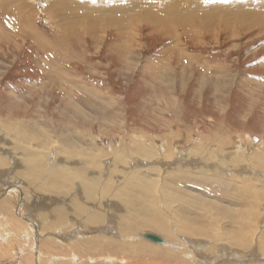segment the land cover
<instances>
[{"label": "rangeland", "instance_id": "1", "mask_svg": "<svg viewBox=\"0 0 264 264\" xmlns=\"http://www.w3.org/2000/svg\"><path fill=\"white\" fill-rule=\"evenodd\" d=\"M99 1L107 2L12 0L8 11L10 16L6 10L0 11V148L12 155L8 167H0V178L9 170L15 174L12 181L0 179V189L3 188L0 201L9 198V192L12 191L14 198L18 200L20 197L18 202L21 201V204L17 203L13 208L9 204V211L13 212L11 214L7 210H0V264H127L131 261H109L103 256L95 261L94 257L102 252L95 241L89 242L93 256L81 257L76 252L81 245L71 249V244L59 234H63L62 228L47 229V223L37 219L38 212L43 211H38L34 205L47 202L48 206L54 203L53 206H57L58 202H51L63 195L62 193L58 196L62 190L55 196H50L40 194L34 185H29L28 178L17 170L19 165L15 168L12 163L14 160L23 161L26 158L21 156L19 150L10 149L12 142L18 147H29L40 155L48 156L46 159L42 156L45 163H48L46 166H51L60 158L71 159L72 162L78 160V157L64 151L65 144L72 145L73 141L78 143V147L82 146L99 158L102 157L104 164H113L112 159H115V154H122L121 149L149 166L162 161L157 158L148 161L137 156V147L131 141L138 139L144 143L153 142L156 157L159 158L173 148L176 159L172 156L167 167L174 166L176 160H192L185 169L190 168L192 173H198L199 170H208L207 164L213 165L209 168L210 172L221 177L223 171L220 166L214 167L215 159L221 164L222 158L227 160L239 154L242 159L239 167L236 165L238 171L245 170L248 166L246 169L251 170L254 179L264 182V166L262 168L258 163L254 164L251 158L252 155L260 157L259 163H263L264 159V25L250 26L247 22H252L256 16L252 20L250 16L239 19L235 15L237 8H230L233 6L231 1H212L211 8L208 9L199 6L202 5L200 0H124L129 2L127 10L134 7L127 13L128 20L134 16L148 20L167 5L165 11L169 15L160 22L150 21L149 25L140 24L137 28H130L127 32H131V36L128 37L127 33L124 36L127 48L120 49L121 40L114 27L91 24L93 30L82 33L83 20L90 19L88 16L77 27L73 22H67L70 21L66 19L67 13L73 11L75 5L81 7V10L98 14L96 18L103 16L107 20L108 13L105 10L100 11ZM113 1L111 0V4ZM225 4L230 6V11L222 9ZM180 5L183 7L179 8L194 20L187 24V30L176 25L173 17L176 7ZM17 8H23L22 16L14 14ZM116 15L110 14L111 22L116 23ZM182 18L189 21L188 18ZM86 24L89 27L90 22ZM165 25L169 26L164 27ZM129 26L130 24L127 25L128 30ZM14 124L19 125L16 126V132H11L13 136L6 139L5 135ZM28 127L46 136L47 141L42 138L32 140L30 144L22 141L21 133H29ZM78 133L81 138L75 137ZM201 147H204L203 150ZM103 150L110 152L113 157L105 156ZM211 157L215 159L212 160ZM137 161H132L120 177L125 174L126 178L134 170L132 166ZM200 165L203 167L196 169ZM231 174L229 177L225 174L224 177L232 178L236 175L235 172ZM238 174L244 181V174ZM116 181L118 184V179ZM257 184L261 187L262 182ZM162 186L160 182L161 188L157 191L159 195ZM185 186L188 190L193 189L191 184ZM232 188L213 184L208 189L205 188L207 191L203 190L204 192L192 190L194 198L205 197L218 208L222 206L221 210L214 209L216 213L212 210L208 218L218 221L222 228L229 226L226 230L230 233L233 228L220 214L231 207L229 199L234 196V187ZM43 197L51 198L45 200ZM115 199L113 198L112 206L117 202ZM160 203L162 210L164 208V215L170 221L169 226L172 223L170 229L179 245H155L180 254V261L186 264H198L200 260L204 264H234L235 261V264H264V255L259 248V242L264 235L262 221L256 223L259 229L250 239L249 248L244 249L233 245L226 237H223L224 243L220 241V244H216L210 238H193L183 234L175 226L176 221L172 211L166 206V199L162 197ZM188 205V210L202 213L198 205H192V202ZM261 208L259 213L264 217V206ZM107 213L119 218L113 210ZM74 223L75 219L72 228L67 231L72 229L77 233L78 226H73ZM147 231L142 233L168 239L161 232L157 234L156 231ZM235 234L236 239L242 236ZM98 235L100 233L97 234L96 230L92 231L89 239L97 238ZM142 239L147 241L146 238ZM196 240L202 244L200 247L193 244ZM147 243L154 245L149 241ZM108 255L112 256L111 253ZM74 256L77 259H73ZM179 260L170 261L180 264L177 262ZM157 261L161 264H172L163 258H158ZM157 261L154 263L159 264Z\"/></svg>", "mask_w": 264, "mask_h": 264}, {"label": "bare ground", "instance_id": "2", "mask_svg": "<svg viewBox=\"0 0 264 264\" xmlns=\"http://www.w3.org/2000/svg\"><path fill=\"white\" fill-rule=\"evenodd\" d=\"M212 1H216V0H200L199 2L202 5H199V6H202L204 8L209 9V8H211L210 3ZM220 1L221 2L231 1V4L233 3L232 7L225 4L226 6L222 5V6H224L222 9H229L228 11H230V8H237L238 12L235 15H237V17L239 19L241 17L244 19L245 17L250 16L249 18H251V20H252L253 16H256L252 22L247 20V22L250 26H254V25L259 24L260 26L263 27V25H264V0H220ZM11 2H12V0H0V11L6 10L5 12L8 13V15L10 16L11 13L8 11H10ZM99 3H100V7H99L100 11L104 12V10H105L106 13H108L107 14V20L103 16H98V18H96V15H98V14L92 13V12H87L84 9L81 10V9H79L81 7L75 5L73 11L67 13L68 15H67L66 19L70 20V21L67 20V22H73L75 24V26L77 27L78 25L81 24V21L83 20V18L85 16H88L91 20L90 19H87V20L84 19L83 20L84 26L81 27L82 33H84V31L85 32H89V30L92 31L93 28H91V26L97 25V24H99V26L101 24H104L105 27H107V26L114 27L119 34V40H121V43L119 44L120 49L127 48V45H125L127 43H125L126 39L124 36H125V33L128 34V37L131 36L129 34H132V33L127 32V31H130V28H132V29L137 28L140 24H148L149 25L150 21L160 22L166 17L167 14L169 15V13L167 11H165L168 8V5H167V6L162 8V11L155 12L148 20L147 19H141V18L136 17V16L131 18V20H128L127 13L130 10L134 9V7H132V8L129 7L127 10L126 6L129 5L128 1L114 0L113 3L111 4V0H107V2L102 3L99 1ZM213 4H215V3H213ZM171 5H173V4H171ZM179 7L181 8L183 6H181V5L177 6L176 7L177 10H175V12L173 14V17L176 20L175 24L183 26L187 30L188 29L187 24L192 23V21H194V20H191L187 16V13L184 12ZM13 12H15V11H13ZM217 12H215V13H217ZM23 13H24L23 8L22 9L17 8L16 12L14 14H17V15L20 14V16H22ZM115 13L117 14L115 16L116 23H113L110 20V14H115ZM182 16L185 19L188 18L189 21L184 20L182 18ZM194 16H196V12H194ZM207 17L209 19V16H207ZM237 17H235V18H237ZM117 19H118V21H117ZM213 19H215V18H213ZM28 22H30V21H28ZM89 22H90V25H89V27H87L86 23H89ZM128 24H130L129 30L127 29ZM168 26L169 25H165L164 27H168ZM169 32H170V30H169ZM136 34L137 33H135V35ZM48 62H49V60H48ZM72 113H73V110H72ZM17 121L20 122V120H17ZM69 123H71V122H69ZM72 123H74V122H72ZM16 126H19V125L14 124L13 128H11L8 131L7 135H5L6 139L9 138L10 136L11 137L13 136L11 134V132H13V131L16 132V130H17ZM37 126H40V125H37ZM39 128H42V127H39ZM28 129L30 131L29 133L28 132H22L21 133L22 141L25 140V142L30 144L31 141L35 140V139L41 140V138H42L45 140L46 136H43L42 134L37 133L36 130H34V128L33 129L31 128V130H30V128L28 127ZM32 135H33V137H32ZM75 137L81 138L82 136L80 135V133H78L77 135H75ZM122 139L124 140V137ZM4 140H5V137H4L3 141ZM45 141H47V140H45ZM73 142L75 144L74 143H72V145L65 144L64 151H66V153H71L72 156L75 158L78 157L79 161L75 160V162H72L71 159H67V158L61 159L60 158V159H56L51 166L50 165L46 166L47 161L45 163L44 158L42 159L43 155H40L35 150L29 149V147L28 148L18 147L16 145V143L12 142V144H10L11 145L10 149L11 150L13 149L15 151L19 150L21 153V156L26 157V158H23V161H21V160L15 161L14 160L12 163L15 166V168L17 167V165H19L17 167V170H19L21 175L28 178V180H29L28 184L34 185V187L39 191L40 194L44 193V195L55 196V194H57L60 190H62L61 193H58L59 194L58 196H60V194L63 193V195H62L63 197L60 196L58 198V200L55 199L52 202L50 201L51 203L58 202V203H56V204H58L57 206H53L55 203L53 205L49 204L50 206H48L47 202L41 203L39 205H34V204L33 205L36 207V209L38 211H43V212H38V214L36 213L37 219L40 218L41 219L40 222L47 223V225H46L47 229L51 228L54 230V229L62 228L63 234L62 233H59V234H61L62 235L61 237L65 238L68 241V243L71 244V245L69 244L71 249L79 247L81 245L80 248L76 251L79 255H81V257L84 256V257L89 258V257H91V255L93 256V253L91 250V245L89 244V242L95 241L96 245L101 249L100 251H102V252L98 253L97 256H99V257H97V256L94 257V260L100 259L101 258L100 256H103V257L109 259V261L114 260V259H118V260H121V261L126 263L127 260H129V261L131 260L130 262L135 263V264H144L145 262H146L145 264H147V262L148 263L150 262L149 264H155L154 262H156L158 260V258H163L164 260H166V262H167V260H169V262H171L170 260H172V259L173 260H179L180 254L177 255L174 251H172V249L171 250H165V249H163L164 247L159 248L158 246L155 245L157 243H154V242L149 241L147 239V241L154 244L152 246V245L148 244L147 241L142 239V237L145 239V235H146L145 233H142V232L146 231V233H147L148 232L147 230H151V231H156L157 234H159L158 232H161L162 234H164L168 238L167 240H165L163 238L164 243L161 244L162 246L168 245V246L175 247V246L179 245L175 239V236L172 235L173 232L170 229V226L172 225V223L169 226L170 221L167 219L166 214L164 215V213H163L164 208L162 210L163 206L160 203L162 197L166 199V203H167L166 206H168L170 211H172V213H173V216H174L173 218L176 221L175 226L177 227V229L180 230L183 234H186V235L191 236L193 238L194 237L204 238V239L210 238L216 244L217 243L220 244V241L223 240V237H226V239L229 242L231 241V243L233 245L240 246L241 248L247 249V248H249V246L251 244L250 239L256 235V233L259 229V227L257 228L256 223L262 221L261 225L264 224V217H261V214L259 213L260 208L262 206H264L263 205L264 204V182L259 181L257 178L254 179V177L251 174L252 173L251 170L246 169L248 166L245 168V170L243 169L242 171H238L236 165H238L240 160L242 159V156H240L239 154L236 157L229 158L227 160H225V159L223 160V158H222L221 164L217 163V159L214 158L216 160L214 167L220 166V170L223 171V177H221L217 173L210 172L209 168L212 167L213 165L209 166L207 164L208 170H205V171L199 170L198 173H192L193 170H191L190 168H189V170L185 169L186 167L190 166L189 164H191L192 160H181L180 159V160H176V162L174 160V162H175L174 166L172 165L173 167L172 166L167 167L169 165L168 160H170L172 158V156L175 157V159H176V155H174V153L172 152L173 148L170 149L171 151L169 153L167 151L166 152L163 151V152H165L166 155L162 156V158L161 157L159 158V157H156L157 152H156L155 144H153V142L144 143L143 141L138 140V139L131 141L132 145L134 147L135 146L137 147L136 148L137 156H141L143 158H146L148 161L149 160L154 161L156 158L158 160L159 159L162 160V161L158 162L159 164L157 163V165H150V166L148 165V163L145 164L143 161H140V160L137 161V159L132 157L128 152H125L123 149H121L122 154H115V159H112V161H111V162H113V164H104V162L102 161L103 160L102 157L99 158L94 153H90L89 150L83 149L82 146L78 147V143L76 141H73ZM27 143H26V145H27ZM165 143H167V142H165ZM194 143H195V141H194ZM167 147H168V145H167ZM202 148H204V147H201V149ZM64 151H63V153H64ZM103 151L105 153V156H108V157L112 156V154L110 152H108V151L106 152L105 150H103ZM161 151L162 150H160V152ZM207 151H208V149H207ZM133 152H131V153H133ZM195 153H196V150H195ZM184 154L185 153H183L182 155L184 156ZM257 154H258V152H257ZM11 156L12 155H10L9 151H7V150L5 151V150L0 148V167L1 168L2 167L3 168L8 167L9 163H11V161H12L10 159ZM180 156H181V154H180ZM185 156H186V154H185ZM263 156H262V158H264ZM43 157H45V159H46L48 156L45 155ZM191 157H192V155H191ZM212 157H211V159H212ZM251 158H253L252 161L254 164L258 163V165H260V167L264 166V159L262 160L263 163H259L258 158H260V157L252 155ZM214 159H212V160H214ZM248 159H250V158H248ZM132 161H133V163L135 161H137V164H136L137 166L136 165L132 166V168H134V170L132 172H130L128 174V176H126V178H125V174L122 177H120L124 173V170L127 168V166L131 165ZM208 162H209V160H208ZM231 163H233V164H231ZM109 167H112V169H109ZM202 167L203 166L200 165V167L197 166L196 169H199ZM238 167H239V165H238ZM9 169H11V168H9ZM182 169H184V171H181ZM9 171L5 173L6 175L4 174L1 177V178H3L2 179L3 181L4 180L7 181L10 179H11L10 181L14 180L15 176H13V175H15V174L10 173ZM165 171H169V173H166ZM233 172H235L236 175L233 176L232 178H228L230 175H232L231 173H233ZM238 173H240L242 175L244 174V176H243L244 181L242 180V178H239L237 176ZM225 174L228 175V177H226V176L224 177ZM163 177H166V178L163 179ZM117 179L119 181L118 184L116 181ZM102 180H103V182H102ZM160 182H162V184H163L162 190L160 193L161 195H159V193L157 192L158 188L159 189L161 188V187H159ZM261 182H262L261 187H258L257 183L261 184ZM186 184H191L192 188H193L192 190H197V191L206 190L205 188L208 189V186L213 185V184L215 186H220V187H221V185L222 186L224 185L227 188H228V186H231V189H233L232 187H234V190H232L234 193V196H230V198L231 197H233V198L229 199V206H231V207L228 209L226 208L224 213L220 214V215H223L228 220V224L230 225V227L233 228L231 233L228 230H226L229 228V226L227 228V226L224 224L226 226V228L224 226H223L224 228H222L218 225V221L208 218L209 213L212 212V210H214V209L221 210L222 206L219 205L221 207L218 208V206H216V204L209 203L205 197H204L205 199L204 198L203 199L202 198L201 199L200 198H194V194H193L194 191L188 190L185 186ZM2 189H0V192H1L0 195H3ZM190 191H191V193H190ZM12 192H9V198L8 197L6 199L3 198L4 201H2V202L0 201V210L4 209V210H7V213H10V211H9L10 207L13 208L14 205H16L17 203L21 204L20 203L21 201L18 202L20 197L18 200H16L14 198L15 195L13 196L14 193H12ZM209 192H211V190ZM19 194H20V192H19ZM207 194H210V193H207ZM25 195H27V194H25ZM50 198H44V199L47 200ZM113 198H116L115 200H117V202L114 206H112ZM65 199H67V200H65ZM63 201H65V202H63ZM227 201H226V203H227ZM190 202H192V205H195V204L198 205V209H200L199 211H201L202 213H200L198 210H196V211H198L200 214H197V213L193 212L192 210H188L187 206H189L188 204ZM9 204H10V207H9ZM49 207H51V208L49 209ZM177 207H178V209H177ZM262 209L263 208H261V210ZM29 210H31V209H29ZM106 210L108 212H112V210L115 211V213L118 214L119 218L115 217L114 215L110 216ZM31 211L34 212V210H31ZM214 212H215V210H214ZM11 213H13V212H11ZM39 213H43V215H41ZM29 215L32 216L33 214H29ZM60 216H63V217H60ZM20 217H21V215H20ZM50 217H52L51 218L52 220L50 219ZM12 219H15V218H12ZM16 219H18V218L16 217ZM74 219H75V223L73 224V226H78V229H77L78 231H76L77 233H75L72 229L70 232L67 231L68 229L72 228V222L74 221ZM76 219H78V220H76ZM34 220H36V218ZM219 222H222V221H219ZM16 223H19V222H17V220H16ZM57 224H59L57 227L54 226ZM201 226H203V227H201ZM95 230L97 231V234L100 233V235H98L97 238L93 237L94 239H89L92 231H95ZM233 231L235 233H237V235H239V236L242 235L240 237L241 239L240 238L236 239L237 238V237H235L236 234ZM65 234H66V236H65ZM234 234H235V236H234ZM57 238H59V236ZM104 239H106V240H104ZM197 240H199V239H197ZM197 240L195 242H193V244L196 247H200V245H202V244L199 243L200 241L197 243ZM97 241L99 242V244ZM207 242H208V240H207ZM259 248H260V252H262V254L264 255V235L259 242ZM68 249H69V247H68ZM107 249H108V252H106ZM187 250H189V249H187ZM110 253L112 254V256L108 255ZM240 254H242V253H240ZM250 254H248V256H250ZM67 255H69V254H67ZM73 255H75V253H73ZM105 255H107V256H105ZM254 257H256V256H254ZM73 259H77V258L74 256ZM242 259H244V258H242ZM185 260H186V258H185ZM188 260H189V258H188ZM225 260H226V258H225ZM95 261H97V260H95ZM232 261H234V260H232ZM130 262H128V263L130 264ZM177 262L180 264H186L180 260ZM235 262H234V264H235ZM158 263L161 264L160 261ZM224 263L226 264V262H224ZM255 263H257V262H255ZM198 264H204V263H202L200 260V261H198Z\"/></svg>", "mask_w": 264, "mask_h": 264}, {"label": "water", "instance_id": "3", "mask_svg": "<svg viewBox=\"0 0 264 264\" xmlns=\"http://www.w3.org/2000/svg\"><path fill=\"white\" fill-rule=\"evenodd\" d=\"M145 238L148 239L149 241H152V242L157 243V244H163L164 243V240L161 237L154 235V234H146Z\"/></svg>", "mask_w": 264, "mask_h": 264}]
</instances>
